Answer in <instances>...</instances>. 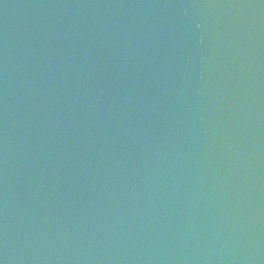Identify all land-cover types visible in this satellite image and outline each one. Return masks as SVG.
I'll return each instance as SVG.
<instances>
[{
    "label": "water",
    "instance_id": "95a60500",
    "mask_svg": "<svg viewBox=\"0 0 264 264\" xmlns=\"http://www.w3.org/2000/svg\"><path fill=\"white\" fill-rule=\"evenodd\" d=\"M0 264H264V0H0Z\"/></svg>",
    "mask_w": 264,
    "mask_h": 264
}]
</instances>
